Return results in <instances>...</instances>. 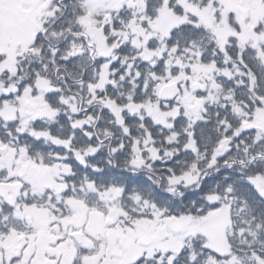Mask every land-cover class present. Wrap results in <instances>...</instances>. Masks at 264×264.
Wrapping results in <instances>:
<instances>
[{
    "label": "snow or ice",
    "instance_id": "6c2138e0",
    "mask_svg": "<svg viewBox=\"0 0 264 264\" xmlns=\"http://www.w3.org/2000/svg\"><path fill=\"white\" fill-rule=\"evenodd\" d=\"M0 264H264V0H0Z\"/></svg>",
    "mask_w": 264,
    "mask_h": 264
}]
</instances>
